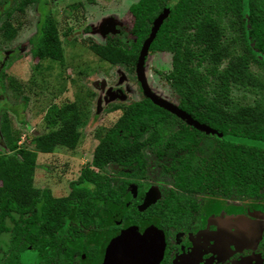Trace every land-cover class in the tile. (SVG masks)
<instances>
[{
	"label": "trees",
	"instance_id": "trees-1",
	"mask_svg": "<svg viewBox=\"0 0 264 264\" xmlns=\"http://www.w3.org/2000/svg\"><path fill=\"white\" fill-rule=\"evenodd\" d=\"M33 1L36 0H20L17 8L21 9ZM163 9L168 14L151 41L149 50L172 53V69L166 79L180 97L178 108L214 133L205 134L196 130L143 97L125 106L109 128L97 132L98 140L90 166L100 170L114 164L128 167V174H139L144 167L141 162H133L131 157L139 153L145 144L166 153L181 150L179 163L164 168L178 191L264 198V106L255 104L232 110L229 99L232 84L243 88L262 86L248 70L247 61L264 68V0H137L128 8L133 17L130 33L135 37L134 43L130 47L116 42L91 44L89 50L110 64L131 63L134 66L152 21ZM226 12L234 14L238 21L245 55L233 57L225 46L219 44L221 29L218 20ZM4 15L0 35L9 40L15 35V29L6 20L8 12ZM189 31L192 34L188 41L198 45L197 52L186 47L181 50L182 39ZM38 34V42L43 47L40 55L63 65L61 46L49 16L46 15L38 25ZM195 56L210 64L208 73L216 80L218 88L214 100H208L203 95L200 90L202 79L190 67ZM224 59L227 63L219 69ZM2 78L0 72L1 89ZM10 83L11 79L8 86ZM45 121L58 127L35 135L32 150L16 146L17 136L4 135V152L0 153L2 254L6 250V242L15 252L21 250L22 245L18 243L21 232L25 234V240L47 237L46 234L50 235L62 224L87 222L100 205L120 207L122 204V193L128 182L123 181L121 185L111 188L107 177L95 178L88 167L82 168L76 181L69 183V193L64 197H53L48 190L33 187L37 153L49 152L55 146L73 148L72 139L79 123L76 105L65 103L60 107H49ZM173 125L182 129L169 134L166 128ZM145 132L149 137L141 139ZM117 173L127 174L121 171ZM185 203L179 196L171 194L151 207H158V214L174 216L183 211ZM36 205L43 207L40 217L42 225L32 219L25 222L21 217L14 220L11 216L13 212L22 216L24 211ZM29 213L36 214L33 211ZM7 219L12 222L11 229L6 225ZM22 224L25 226L22 227ZM6 234H9L10 241H5ZM15 257L12 254V258Z\"/></svg>",
	"mask_w": 264,
	"mask_h": 264
},
{
	"label": "rangeland",
	"instance_id": "rangeland-1",
	"mask_svg": "<svg viewBox=\"0 0 264 264\" xmlns=\"http://www.w3.org/2000/svg\"><path fill=\"white\" fill-rule=\"evenodd\" d=\"M3 1L0 0V24L5 20L3 11L7 5ZM136 2L137 0H37L23 12L13 13L7 20L15 29L12 39L6 40L0 35V72L3 74L2 89L0 88V153L4 152V135L17 136L16 146L32 150L35 135L56 129L57 124L51 125L45 121L49 107L74 103L78 110L79 123L72 139L73 148L55 146L49 152L36 155L33 187L46 189L53 197L66 196L69 193V183L79 176L84 167H88L95 178L118 177L116 170L120 167L117 165L109 164L100 170L90 166L92 152L98 140L97 132L109 128L125 106L140 101L144 96L139 90L131 63L110 64L96 56L89 50V46L116 42L130 47L135 37L130 33L133 17L128 8ZM46 11L56 30L63 65L40 55L43 47L38 42L37 23H41ZM105 20H111L115 24L114 32L101 35L99 28ZM218 21L221 29L219 44L225 46L233 57L245 55L235 15L223 13ZM191 34L192 31H189L184 35L181 50L186 47L197 52L198 45L188 41ZM171 58L170 52L150 51L145 57L144 75L152 93L177 106L180 97L166 79L172 69ZM226 63V59L222 60L219 69L224 68ZM247 65L250 73L262 86L243 88L230 85L232 110L255 104L264 106V68L251 61H247ZM209 66L200 56L192 57L190 67L202 79L201 92L208 100H214L218 88L216 80L208 73ZM9 79L12 80L10 86ZM101 81L105 82L103 89L99 87ZM109 93L113 96L111 100L108 99ZM175 127L173 125L169 129ZM140 155L142 156L141 152L134 153L132 158L136 159ZM159 168L160 165L152 166L148 175L153 177L142 182L145 186H150L151 192L145 194L146 202L141 204L140 209L149 203L153 204L161 191L171 183L169 174ZM179 197L182 200L193 199V194L191 196L181 192ZM198 197L203 203L211 205L209 201L215 202V207L218 204L224 211L230 210L236 215L252 206V211L256 209L263 212V215L253 214L252 218L264 225L262 199L209 193L199 194Z\"/></svg>",
	"mask_w": 264,
	"mask_h": 264
},
{
	"label": "flooded vegetation",
	"instance_id": "flooded-vegetation-1",
	"mask_svg": "<svg viewBox=\"0 0 264 264\" xmlns=\"http://www.w3.org/2000/svg\"><path fill=\"white\" fill-rule=\"evenodd\" d=\"M19 1L16 0L13 4V0L3 1L7 4L3 12L9 14L6 20L15 12H23L28 5L37 0L26 3L21 9L17 8ZM44 13L42 21L46 15L51 19L47 11ZM39 24L40 21L37 26ZM138 87L142 93L139 83ZM181 129L180 126H176L175 129L166 128L169 134ZM148 137L147 132L140 136L141 139ZM180 151L166 153L145 144L140 151L142 156L136 159L131 157L133 162L142 163L144 167L142 173L128 174L130 170L128 167L119 166L120 169L116 170L118 177L105 176L111 188L121 185L123 181L128 182L122 193L120 207L100 205L87 222L73 221L62 224L50 235L46 234L47 237L25 240V234L21 232L18 241L22 245L21 250L15 252L14 248L8 247L6 242L5 252L2 254L0 251V264L2 262L3 264H104L105 249L110 240L115 235L127 231L130 237L136 238L123 241L127 244L124 247L126 253L115 256L117 257L116 262L114 260L115 264H135L134 259L141 260L139 264H264V225L252 218L253 214L263 215V212L256 209L252 211V206L236 215L230 210L224 211L218 204L215 207V202L209 201L211 205L203 203L198 196L204 193H195L193 199L184 200L186 203L183 211L176 215L158 214L159 208L151 206L164 196L172 194L178 197L181 193L173 187L169 175L171 183L161 191V194L159 192V198L153 204L140 209L141 204L146 202L145 194L151 192L150 186L142 184L149 177H153L148 175L149 169L160 165L159 170L166 171L165 167L179 163ZM117 171L127 174H119ZM247 199L264 200L263 196ZM150 208L152 209L148 211ZM42 209V206L36 205L24 211L22 216L17 215L16 212L11 213V216L14 220L21 217L25 222L27 219H32L42 225L40 222ZM29 211L36 214L33 215ZM236 216L239 217L236 218ZM242 219L248 221H241ZM6 223L11 229L12 222L7 219ZM23 226L25 224H22ZM9 234H6L5 241L7 239L10 241ZM117 249L119 251V248ZM132 251L136 252L135 258L131 257ZM12 254L16 256L14 259ZM108 260L110 259H107L105 264H108Z\"/></svg>",
	"mask_w": 264,
	"mask_h": 264
},
{
	"label": "water",
	"instance_id": "water-1",
	"mask_svg": "<svg viewBox=\"0 0 264 264\" xmlns=\"http://www.w3.org/2000/svg\"><path fill=\"white\" fill-rule=\"evenodd\" d=\"M168 14V11L166 9H163L157 17L152 21L151 27L149 30V34L146 37V39L142 42L141 47L138 51V55L135 61L134 70L136 74L137 81L139 83V86L141 88L142 94L145 98H147L152 104L155 106L167 111L168 113L174 115L179 120L184 121L187 125L192 126L198 131H201L205 134H213L214 131L210 130L207 126L197 122L193 118H191L187 113H185L183 110L178 108L177 106L171 104L170 102L158 97L154 93L151 92V90L147 87L145 75H144V63H145V57L148 53V49L150 46L151 41L154 39L156 32L158 31L160 25L162 24L163 20L166 18ZM114 26L115 24L111 20H105L100 25V31L101 35H105L108 32H114ZM100 89H103L105 87V82L101 81L99 83ZM108 99H113V96H111V93L108 95ZM150 204V203H149ZM128 238L133 239L136 237H130L129 231L123 232L120 234L115 235L109 242V244L106 247V252L104 254V264L107 259L108 264H115L117 257L120 256V254L126 253L124 250V247L127 246L125 244L124 240H128ZM124 241V242H123ZM119 248V251L118 249ZM108 256V257H107ZM136 252H131V257L135 258ZM115 260V262H114ZM141 260L134 259L135 264H139Z\"/></svg>",
	"mask_w": 264,
	"mask_h": 264
}]
</instances>
